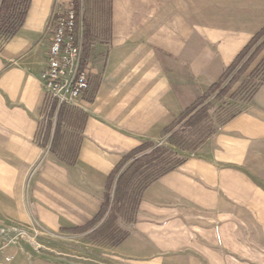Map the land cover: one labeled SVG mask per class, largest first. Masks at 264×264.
<instances>
[{"label": "crops", "instance_id": "1", "mask_svg": "<svg viewBox=\"0 0 264 264\" xmlns=\"http://www.w3.org/2000/svg\"><path fill=\"white\" fill-rule=\"evenodd\" d=\"M73 0H30L0 44L3 264H264V82L234 118L143 193L117 246L80 230L122 157L160 144L264 28V0H107L73 165L38 139L49 30ZM52 122V121H51ZM47 124V123H46ZM46 126V125H45ZM53 130H51V135Z\"/></svg>", "mask_w": 264, "mask_h": 264}, {"label": "trees", "instance_id": "2", "mask_svg": "<svg viewBox=\"0 0 264 264\" xmlns=\"http://www.w3.org/2000/svg\"><path fill=\"white\" fill-rule=\"evenodd\" d=\"M77 3L78 0H74L76 8ZM29 6L30 0H0V39L6 41L18 33L24 24ZM82 23L83 52H87L92 34L87 22L83 20ZM263 51L264 28L252 37L231 65L222 72L217 82L209 86L207 93L194 101L171 126L165 129L164 132L168 135L167 146L146 142L122 157L106 179L98 213L80 230L88 231L97 227L90 235L92 239L106 241L112 246L122 243L127 234L120 229L119 225L126 227L134 221L144 191L153 182L184 162V158H181L179 153L173 149L193 152L213 134V132H207L209 129L207 124L210 120L209 111L212 109L207 103L210 97L213 95L212 99L221 101L222 106H230L229 103L232 102L235 105L238 103V95L246 89L245 86L259 77L255 87H250L246 91V96H248L245 99L246 104L263 84L264 55L258 60ZM245 75V79L242 80ZM238 83V87L232 92L233 87ZM224 99L228 102L226 103ZM65 110V105L57 108L56 103H52L46 116L47 124L43 142L50 141V152L65 164L73 165L77 157V148L71 156L59 155L60 148L64 146L61 127ZM236 113L228 117L222 127L234 118ZM55 114L56 122L51 135V121Z\"/></svg>", "mask_w": 264, "mask_h": 264}, {"label": "built area", "instance_id": "3", "mask_svg": "<svg viewBox=\"0 0 264 264\" xmlns=\"http://www.w3.org/2000/svg\"><path fill=\"white\" fill-rule=\"evenodd\" d=\"M81 21L72 7L55 14L52 18L46 66L40 75L45 98L42 111L44 126L38 134L40 141L43 140L46 116L52 103L55 102L57 108L62 105L77 107V103L89 90L91 69L88 61L83 57L84 40ZM3 41L0 39V44ZM9 261L10 258L5 257L3 261L0 259V264Z\"/></svg>", "mask_w": 264, "mask_h": 264}, {"label": "rangeland", "instance_id": "4", "mask_svg": "<svg viewBox=\"0 0 264 264\" xmlns=\"http://www.w3.org/2000/svg\"><path fill=\"white\" fill-rule=\"evenodd\" d=\"M106 2L107 0H78L77 8L75 7V4H73L74 7H72L76 11L77 17L79 16L80 19H82V21L84 20L85 22H87L91 32L93 33V35H96V38L99 40L102 38V36L105 34V31L107 30ZM82 27H83V23H82ZM263 55H264V51L261 54V56L258 58V60L261 57H263ZM245 77L246 75L244 76V78H242V80L245 79ZM257 80H259V77L253 79L251 83L245 86L246 89L238 95L237 97L238 103L235 105L232 104L233 103L232 102L229 103L230 106H222L221 101L212 99L213 95L210 97L207 103L211 105L212 109L209 111L210 120L207 124L209 127L207 132H211V133L213 132V134L210 135L208 139H210L212 136L218 133L222 128V124L227 120V118L233 115L234 113H236L238 108L245 104L246 102L245 99L248 97L246 96V91L250 87L254 88L257 83ZM238 85L239 83L233 87L232 92L236 90ZM224 101H226V103L228 102L227 99H224ZM77 111H78L77 108L66 106V110L62 120V127H61V132L63 133V137H64L63 140L64 146L60 148L59 155L71 156L74 149L77 148V144L79 140L80 124L82 120V118L80 117ZM55 122H56V114L52 118V130L54 129ZM208 139H206V141ZM159 145L167 146L165 142H161ZM202 145L198 146L197 149H199ZM173 150L177 151L181 158H184L192 153V151L182 152L177 149H173ZM258 176L264 178V174Z\"/></svg>", "mask_w": 264, "mask_h": 264}]
</instances>
